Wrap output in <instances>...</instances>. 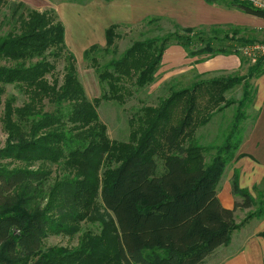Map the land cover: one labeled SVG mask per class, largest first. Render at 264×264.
I'll use <instances>...</instances> for the list:
<instances>
[{
  "label": "trees",
  "instance_id": "16d2710c",
  "mask_svg": "<svg viewBox=\"0 0 264 264\" xmlns=\"http://www.w3.org/2000/svg\"><path fill=\"white\" fill-rule=\"evenodd\" d=\"M227 1L264 20V9L249 0ZM2 8L8 15L0 21V30L6 29L0 36V123L6 135L0 148V264H204L229 244L234 231L254 217L264 219V200L239 188L236 174L231 190L239 202L225 208L216 193L225 167L236 157L241 123L255 95L250 81L264 74V58L241 78L199 79L157 106L141 107L129 120L128 141L116 142L99 121V104H123L132 96L131 87L151 85L169 46L187 53L199 43L173 35L137 41L101 68L98 46L91 45L82 57L107 90L89 100L55 11L7 0H0ZM115 29L111 25L104 32L105 53L115 50ZM224 38L242 46L256 43ZM212 43L207 40L188 57L202 63L238 56L237 50ZM58 60L64 61L60 81L53 77ZM239 85L240 99H225ZM6 86L23 95L22 105L13 95L2 100ZM232 105L235 114L221 143L200 144L196 129ZM249 208L255 210L236 223L235 211ZM86 222L98 224V231L82 233L75 248H44L48 236Z\"/></svg>",
  "mask_w": 264,
  "mask_h": 264
},
{
  "label": "rangeland",
  "instance_id": "374dc122",
  "mask_svg": "<svg viewBox=\"0 0 264 264\" xmlns=\"http://www.w3.org/2000/svg\"><path fill=\"white\" fill-rule=\"evenodd\" d=\"M11 2H21L27 8L37 11H47L51 9V5H55L59 2H65L64 6L65 14L61 17V21L65 27V34L67 28L71 31V41L74 40L77 27L80 32L84 34V41L81 42L85 47H78L77 49H71L68 43L65 42L66 52H70L75 57V67L77 76L81 82L85 94L89 100L99 98L106 92L107 88L98 81L95 69L91 67L89 61H86L82 57V52L88 49L91 45L98 46V53L95 55L98 67H103L112 59H118L125 50L137 41H144L151 38H163L169 35L178 37H188L191 41L199 43L198 46L189 47L187 53H192L198 47H203L207 40L214 39V47H224L225 49L231 48L238 51V56H216L212 61L208 59L202 63H196V58H189L188 54L178 45L169 46L162 57L160 67L155 75L154 82L143 88L137 89L131 87L132 96L125 99L123 104H118L114 101H102L96 109L99 121L106 127V135L109 140L116 142L126 143L129 139L130 125L129 120L144 106H157L159 101L167 97L172 91L179 90L190 86L194 81L199 79H211L217 77H243L247 74L248 68L255 63L252 59L243 54L242 46L235 40L228 39H248L254 40L256 43L264 41V21L260 19L252 20L249 23L243 25L235 24H223L216 25L214 27H196L193 28L192 33L184 32L185 26L179 25L167 17H155L150 15V9L142 11H136L133 4L131 11L138 13L133 16V20H127L124 17V6L130 5V0H7ZM48 3H47V2ZM134 1V0H131ZM255 6L260 5L256 0H249ZM126 2V4H124ZM70 4H76L75 7ZM69 5V6H68ZM83 5V6H81ZM264 6V5H262ZM74 18L69 14L70 11H75ZM3 15H8L6 8L0 9V21ZM253 21V22H252ZM108 23L116 25L115 33L118 35L114 41L115 50L104 52L105 41L104 35L102 37V31L108 26ZM6 29L0 30V36H3ZM65 41V36H64ZM76 43V44H81ZM194 45V44H192ZM76 48V47H75ZM83 48V49H81ZM194 53V52H193ZM258 59V58H256ZM208 62V63H207ZM64 66L63 60L56 61L53 77H57L60 81L62 77V69ZM203 67L209 69L202 72ZM47 78L51 80L48 75ZM255 80L250 81V85H254ZM242 87L235 86L230 91L224 94L225 99H232L237 101L241 97ZM8 95H13L16 99V105H22L24 100L23 95L14 87L6 86V94L3 96L4 100ZM205 104V103H204ZM200 109V112L205 111V105ZM236 107L232 105L225 110L215 113L209 122L204 127H198L196 129V136L200 144L217 145L220 144L225 132H227L233 115L235 114ZM214 111V110H213ZM253 111L249 108L246 109L245 119L241 123L240 135L243 136L247 132L251 118L253 117ZM1 116V107H0ZM6 140V135L1 130L0 123V148L3 147ZM213 155V151L205 155V162L209 161V158ZM54 168V167H53ZM221 186V188H220ZM218 189V190H217ZM216 189V193L227 191L230 196L232 195L230 185L227 184L225 176H222L220 183ZM255 198L259 201L264 200V181L256 187L253 192ZM233 207V203L230 204L229 209ZM237 209L236 211H238ZM254 208L241 209L240 214L235 216V221L239 222L244 218L247 212H253ZM235 211V212H236ZM258 222H249L243 229L233 232L231 235V243L229 250H219L213 256H209L204 264H220L224 256H229L232 252L245 247V243L249 245L246 251L249 257H259L258 264H264V244L258 243V239L250 234L249 239L247 236H243L250 230L258 228ZM264 230V227L260 228ZM90 231L96 233L98 231V224L82 223L81 227L78 226L76 230H70L62 232L58 235H50L44 240V248H75L79 237L82 233ZM242 235V236H241ZM235 241L233 240L234 237ZM236 243L235 248L233 247ZM219 248V247H218ZM233 249V250H232ZM224 251V252H223ZM224 253V254H222ZM247 256V257H248Z\"/></svg>",
  "mask_w": 264,
  "mask_h": 264
},
{
  "label": "crops",
  "instance_id": "0c3cea01",
  "mask_svg": "<svg viewBox=\"0 0 264 264\" xmlns=\"http://www.w3.org/2000/svg\"><path fill=\"white\" fill-rule=\"evenodd\" d=\"M256 1L261 6L264 5V0H256ZM134 3L136 4V6H134V9H136V11L150 9L149 14L152 16L161 17V18L167 17L169 20H172L179 25L191 29L196 27L197 28L203 27V26L204 27L207 26L211 28L216 25H223V24L243 25L245 23H249L251 19L252 20L260 19L241 12L237 8L233 7L230 4V2L227 0H215V2L213 3H207L204 0H134V1L130 0V5L124 6V10L126 11L124 13V17L127 20V22H129L128 20H133L134 19L133 16H136L138 14L136 12L133 13L131 11V8H133ZM124 4H126V2ZM70 5L75 7L76 4H70ZM64 6H66L65 2H59L56 3L55 5H51L50 7L55 11L59 20L65 14V10L63 9ZM77 10L78 9H76L73 12L69 10V14L74 17V13ZM74 18H78V17H74ZM60 22L62 23L61 20ZM111 25L112 23L111 24L108 23L107 28ZM79 27H77V29L75 27L76 35L73 41H71V31L69 29V26L67 28L66 35H64L65 42L68 43L70 46H72L71 47L72 50L77 49L82 45L83 42H85L84 34L80 32ZM105 30L102 31V37L104 35ZM64 34H65V27H64ZM76 43H81V44H76ZM81 47H85V45L84 46L82 45ZM227 57H233V56H227ZM213 59L215 58L209 60L212 61ZM208 69H209L208 67H203L201 70L202 72H205ZM254 80H255L254 83L255 95H254L253 103L249 108L254 112L253 117L251 118V122L249 124L247 132H245V134L241 136V142L238 147L236 157L225 167L221 175V178L222 176H225L226 182L228 185H230V189H231V179L232 176L236 174L239 188L246 189L253 197H255L253 195V192L255 191L256 187L261 183V181H264V74H261L259 77H257ZM246 119H248L247 116ZM232 195L233 196H230L227 191H222L219 193L217 192V198L219 199L221 205L225 208H229L231 203L234 204L235 202L240 201L239 197L235 196L233 193ZM239 210L235 212V216L237 214H240ZM251 221L258 222L259 225L258 228L250 230L246 234H243V236H247L246 238L247 240L249 239L250 234L254 235L258 239V241L256 242L264 244V238L260 236L261 233H264V230L260 229L261 227H264V219L254 217L249 222ZM249 222H247L243 227H241L238 230L243 229L246 225L248 226ZM235 238L236 236L233 239L234 241ZM230 243H231V239L228 245L220 246L210 256H213L215 253H218L219 250L228 251L229 250L228 247ZM235 245L236 243L234 242L233 245L234 248ZM244 246L245 247H242L241 249H238L232 252L231 254H228L229 256H224L220 264H258L260 261L259 257L258 258L249 257L246 253L247 249H249L248 248L249 245L247 244V242L245 243Z\"/></svg>",
  "mask_w": 264,
  "mask_h": 264
},
{
  "label": "built area",
  "instance_id": "2783aa9c",
  "mask_svg": "<svg viewBox=\"0 0 264 264\" xmlns=\"http://www.w3.org/2000/svg\"><path fill=\"white\" fill-rule=\"evenodd\" d=\"M256 7L264 9V6L261 5ZM241 50L243 54L250 57L252 61H256V58H264V41L252 45H246Z\"/></svg>",
  "mask_w": 264,
  "mask_h": 264
}]
</instances>
